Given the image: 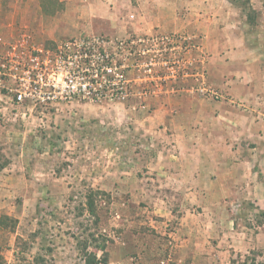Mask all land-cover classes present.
<instances>
[{
	"label": "rangeland",
	"instance_id": "374dc122",
	"mask_svg": "<svg viewBox=\"0 0 264 264\" xmlns=\"http://www.w3.org/2000/svg\"><path fill=\"white\" fill-rule=\"evenodd\" d=\"M92 1L102 8L111 3ZM230 1L253 21L248 0ZM67 2L79 0H0L3 43L25 40L50 47L82 35L121 38L86 33ZM156 33H179L200 47L182 56L187 73L168 79L173 88L148 95L136 89L124 102L30 108L0 101V168L5 166L0 216L16 221L0 232L8 264H34L37 256L48 264H85L79 244L93 233L109 241L107 264H233L247 257L264 263V184L256 186L258 179L264 182V168L259 163L220 180L216 189L203 183L207 194L189 201L166 187L174 179L161 175L159 180L147 167L156 147L142 135L165 129L157 121L172 114L178 98L230 100L212 76L210 54L196 30L149 34ZM202 86L207 90L200 91ZM226 183L231 193L220 195ZM91 193L96 216L87 209Z\"/></svg>",
	"mask_w": 264,
	"mask_h": 264
},
{
	"label": "crops",
	"instance_id": "0c3cea01",
	"mask_svg": "<svg viewBox=\"0 0 264 264\" xmlns=\"http://www.w3.org/2000/svg\"><path fill=\"white\" fill-rule=\"evenodd\" d=\"M248 1L253 21L230 0H110L105 8L92 0L67 2L86 33L124 38L186 27L201 36L212 76L230 100L183 95L170 107L172 114L157 121L165 129L142 135L156 147L147 167L159 180L161 175L174 179L164 182L166 187L188 201L204 197L205 185L216 189L220 180L248 164L264 168V0ZM231 189L226 183L219 193L229 195Z\"/></svg>",
	"mask_w": 264,
	"mask_h": 264
},
{
	"label": "built area",
	"instance_id": "2783aa9c",
	"mask_svg": "<svg viewBox=\"0 0 264 264\" xmlns=\"http://www.w3.org/2000/svg\"><path fill=\"white\" fill-rule=\"evenodd\" d=\"M192 39L179 33L111 40L82 35L43 47L25 40L5 44L0 37V101L30 108L73 101L124 102L136 89L148 95L173 88L168 79L187 73L182 56L200 48Z\"/></svg>",
	"mask_w": 264,
	"mask_h": 264
},
{
	"label": "trees",
	"instance_id": "16d2710c",
	"mask_svg": "<svg viewBox=\"0 0 264 264\" xmlns=\"http://www.w3.org/2000/svg\"><path fill=\"white\" fill-rule=\"evenodd\" d=\"M3 168H5V166H2L0 169H3ZM93 195L94 194L91 193L88 196L87 209L91 215L96 216V205H95V201L93 200ZM10 225L12 228H14L16 226V221L4 215L0 216V232L10 227ZM89 237H90L89 239L79 244L80 250L84 252L85 264H107L108 255H109L107 251V245L109 242L108 239L98 233L89 234ZM90 248L93 250L90 251L89 250ZM3 249L4 248L0 245V264H8L3 255ZM99 253L101 254L99 255ZM33 263L34 264H48V260H46V258L43 256H37L34 258ZM233 264H264V263H257L255 258L251 259L250 257H247L243 261L235 260Z\"/></svg>",
	"mask_w": 264,
	"mask_h": 264
}]
</instances>
